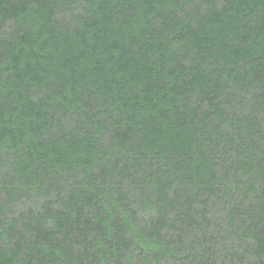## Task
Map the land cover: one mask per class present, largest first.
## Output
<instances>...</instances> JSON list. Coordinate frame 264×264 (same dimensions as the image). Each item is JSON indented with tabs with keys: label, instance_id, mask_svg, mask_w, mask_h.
<instances>
[{
	"label": "trees",
	"instance_id": "trees-1",
	"mask_svg": "<svg viewBox=\"0 0 264 264\" xmlns=\"http://www.w3.org/2000/svg\"><path fill=\"white\" fill-rule=\"evenodd\" d=\"M0 264H264V0H0Z\"/></svg>",
	"mask_w": 264,
	"mask_h": 264
}]
</instances>
